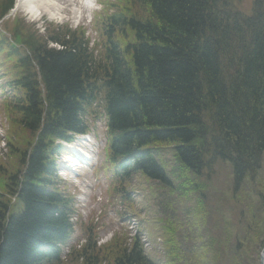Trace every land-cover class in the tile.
I'll list each match as a JSON object with an SVG mask.
<instances>
[{"label": "trees", "instance_id": "trees-1", "mask_svg": "<svg viewBox=\"0 0 264 264\" xmlns=\"http://www.w3.org/2000/svg\"><path fill=\"white\" fill-rule=\"evenodd\" d=\"M11 3L0 2V17ZM242 3L109 2L113 13L104 20L105 57L99 62L85 53L81 36L50 37L61 46L56 50L25 33L26 51L12 53L21 72L11 85L15 95L9 107L29 139L20 151L15 142L10 145L20 166L6 175L0 192V264H60L59 245L70 234L71 200L54 180L52 141L81 130L79 117L100 82L106 90L111 157H127L129 163L122 179L129 184L140 175L182 199L199 189L191 182L193 174L211 173L217 161L228 163L232 191L215 202L211 264H257L249 254L264 245V0ZM157 146L175 151L174 166L188 171L181 173L180 189L173 181L176 173L168 174L158 159ZM198 200H190L196 210L208 201ZM185 215L192 216L190 206ZM198 216L203 219L187 228L184 249L180 239L186 233L177 232L174 241L173 227H166L164 256L170 264H209L210 247H198L196 240L203 237L195 235L206 224L205 213ZM70 260L155 264L138 238L128 244L120 237L102 248L88 241Z\"/></svg>", "mask_w": 264, "mask_h": 264}, {"label": "rangeland", "instance_id": "rangeland-1", "mask_svg": "<svg viewBox=\"0 0 264 264\" xmlns=\"http://www.w3.org/2000/svg\"><path fill=\"white\" fill-rule=\"evenodd\" d=\"M251 0H243V6L246 3H250ZM60 9L65 8V6H58ZM71 7L67 8L66 13H60L61 15H58V18H53L54 22H59L60 19L71 18L70 13ZM100 7L96 5V3L93 4V8L89 10L91 14H93L95 11L99 10ZM41 15L37 19L36 23L38 24V27L41 28L44 25L42 24L43 19L48 22L49 18L48 15H44L41 10L39 11ZM85 12V10H84ZM22 14L25 16V22H27L26 19H31L30 15H27V13L24 11V9H21V14L19 15V18L22 17ZM43 18V19H42ZM42 19V20H40ZM71 20H69L68 25L71 26ZM85 23V22H84ZM40 33V31H38ZM10 74V72H8ZM6 112H3L0 109V163H6V160L3 158L7 156L8 151L4 149L3 147V141L6 136V132L10 130V132L14 133L16 136H20V132H18V127L15 124L12 126L8 123L9 120H11L12 115L8 114L7 117H5ZM171 154L175 155V151H170ZM169 155V154H168ZM170 156V155H169ZM164 156L163 158H165ZM160 161L162 158H158ZM176 162V160H175ZM163 167L165 168L166 172L168 174L172 173L173 171L176 173L174 178V184L179 185V189L182 187L181 180L184 179V177H181L182 171L188 172L184 167L178 165V167L172 166L169 163H162ZM186 176V175H184ZM188 179L189 177L186 176ZM190 180V179H189ZM86 181V182H84ZM103 181V179L101 180ZM194 186L198 185L199 189L196 192H192V194H189V196H184V198H176V194H174V198L171 194L166 193L164 194V189L159 188V186H154L151 184H148L146 181H142L141 178H135L134 183L130 187L131 190L135 193V199L134 204L131 207V210H127V216L128 217H135L136 221L140 224V229L142 232L145 233L146 239H153L156 240V244H153L150 246L149 250V256L152 257V259L156 262V264H170V260L166 258L165 250L166 246L163 244V240L166 239L167 235L165 236V226L171 225L173 227L174 233V241L177 240V232L180 233L184 231L186 233V236H182L180 239L181 241V248L184 249V247H187V236L189 235L191 223L195 224L198 223L199 220L203 219L202 217H199L198 214L201 212L205 213V219L202 222L206 221L205 226H201L196 228V237L202 236V240H196L198 247H200L202 244H206L209 246V243L211 241V238H214V234L216 233V223L215 221L218 220V216L216 215L214 211L215 202L217 197L227 195L231 193V187L233 183L232 179V170L231 166L222 161H217L212 169V172L209 173L207 171L203 172L200 176H196L193 174V178L191 181ZM88 183L91 184L88 187ZM78 185V188L85 192L86 194L83 195L82 198V208L81 211L84 212L86 216H88L91 212H94V208L98 207V204L93 201V199H96L97 197L101 198V203L104 201L105 196L102 195L103 189L105 188L104 182L98 185H93L90 178L84 177V179L79 180V182H76ZM190 184V183H189ZM163 196V197H162ZM205 197L208 201L205 203V206L207 209L206 211L203 209L204 207H200L197 203V210L196 206L194 205L195 202H191L190 200L197 198V201L199 202L198 198L201 199L202 197ZM138 197V198H136ZM161 200H164V202L167 201V203H161ZM172 201V205L168 204V202ZM100 203V205H101ZM160 205H162L163 209H165L163 214L160 210ZM177 205V206H176ZM200 205H202L200 203ZM189 206L191 207V213L190 215H185V208L186 210L189 209ZM86 207V208H85ZM174 207V208H173ZM100 208V206H99ZM209 208V209H208ZM212 212H211V210ZM107 210V216L110 218H113V213L111 211L110 207L106 208ZM209 210V211H208ZM174 213V215H169V212ZM226 213V211L224 212ZM165 215V216H164ZM264 215V214H262ZM167 217V220H166ZM166 220V221H165ZM170 221V223H169ZM168 222V225L166 224ZM135 226L132 228L131 232L133 234ZM264 235V232L262 233ZM261 234V236H262ZM164 237V238H163ZM261 237V239H263ZM159 241H161V246H159ZM109 244H106L103 247H107ZM263 245V244H262ZM261 245V246H262ZM159 246V247H158ZM257 250H254L253 255L249 254L251 260L257 261L258 254H259V248ZM210 247V246H209ZM154 248H159L157 251H153ZM200 252H202L201 249H199ZM233 249H227L228 253H231ZM213 253L211 252V247L208 250V253L205 254V261H208L209 264H211V260L213 259ZM243 257H245V253L243 254ZM70 264H79V261H70ZM68 264V263H67ZM258 264V262H257Z\"/></svg>", "mask_w": 264, "mask_h": 264}, {"label": "bare ground", "instance_id": "bare-ground-1", "mask_svg": "<svg viewBox=\"0 0 264 264\" xmlns=\"http://www.w3.org/2000/svg\"><path fill=\"white\" fill-rule=\"evenodd\" d=\"M19 2H23V6L24 8H27L28 5H33V8L30 10L33 13H36L34 11H37V5H39L40 3H44L48 6H53L52 1L51 0H19ZM54 11H56L55 9H53L52 12L46 11L51 13V16L54 15Z\"/></svg>", "mask_w": 264, "mask_h": 264}, {"label": "water", "instance_id": "water-1", "mask_svg": "<svg viewBox=\"0 0 264 264\" xmlns=\"http://www.w3.org/2000/svg\"><path fill=\"white\" fill-rule=\"evenodd\" d=\"M263 257H264V247H263V249L260 252V257H259L260 264H264Z\"/></svg>", "mask_w": 264, "mask_h": 264}, {"label": "clouds", "instance_id": "clouds-1", "mask_svg": "<svg viewBox=\"0 0 264 264\" xmlns=\"http://www.w3.org/2000/svg\"><path fill=\"white\" fill-rule=\"evenodd\" d=\"M33 8V5H28L26 8V11H30ZM13 11H15V9H13ZM89 19H91V17H89Z\"/></svg>", "mask_w": 264, "mask_h": 264}]
</instances>
